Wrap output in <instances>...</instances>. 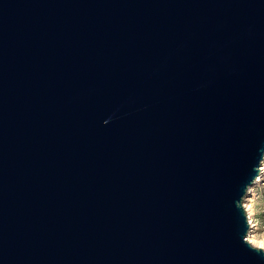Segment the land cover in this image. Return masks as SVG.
Masks as SVG:
<instances>
[{"label":"water","instance_id":"1","mask_svg":"<svg viewBox=\"0 0 264 264\" xmlns=\"http://www.w3.org/2000/svg\"><path fill=\"white\" fill-rule=\"evenodd\" d=\"M264 0H0V264H264Z\"/></svg>","mask_w":264,"mask_h":264},{"label":"rangeland","instance_id":"2","mask_svg":"<svg viewBox=\"0 0 264 264\" xmlns=\"http://www.w3.org/2000/svg\"><path fill=\"white\" fill-rule=\"evenodd\" d=\"M262 165H264V162ZM260 173L255 185L250 189V195L244 206L249 205L251 207L247 213L254 228L251 230L249 237H252L250 239H253L264 250V170Z\"/></svg>","mask_w":264,"mask_h":264},{"label":"bare ground","instance_id":"3","mask_svg":"<svg viewBox=\"0 0 264 264\" xmlns=\"http://www.w3.org/2000/svg\"><path fill=\"white\" fill-rule=\"evenodd\" d=\"M264 170V165H262V170H261V172ZM261 174V173H260ZM245 209H246V211L248 212V211H250V209H251V207L249 206V205H246L245 206ZM252 225V224H251ZM252 227L254 228V226L252 225ZM250 238H252V237H249V242L254 246V247H256V248H261V247H259L258 246V244H256L255 242H254V240L253 239H250Z\"/></svg>","mask_w":264,"mask_h":264}]
</instances>
